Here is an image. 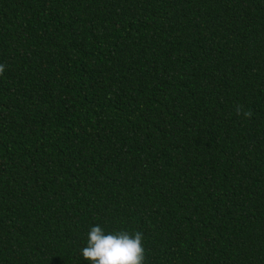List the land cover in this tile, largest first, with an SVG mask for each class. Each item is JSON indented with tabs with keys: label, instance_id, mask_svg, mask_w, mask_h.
I'll return each mask as SVG.
<instances>
[{
	"label": "trees",
	"instance_id": "1",
	"mask_svg": "<svg viewBox=\"0 0 264 264\" xmlns=\"http://www.w3.org/2000/svg\"><path fill=\"white\" fill-rule=\"evenodd\" d=\"M0 64V264H264V0H0Z\"/></svg>",
	"mask_w": 264,
	"mask_h": 264
},
{
	"label": "clouds",
	"instance_id": "2",
	"mask_svg": "<svg viewBox=\"0 0 264 264\" xmlns=\"http://www.w3.org/2000/svg\"><path fill=\"white\" fill-rule=\"evenodd\" d=\"M6 66L0 64V75ZM237 115L251 118V111H244L242 106L236 105ZM144 236L140 231L129 233L118 231L105 234L99 226L91 227L88 233L87 246L82 249L84 260L91 264H145L146 251L143 247Z\"/></svg>",
	"mask_w": 264,
	"mask_h": 264
}]
</instances>
